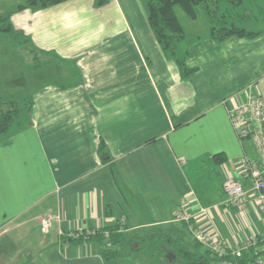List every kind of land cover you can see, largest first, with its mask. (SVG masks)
Here are the masks:
<instances>
[{
  "label": "crops",
  "instance_id": "obj_1",
  "mask_svg": "<svg viewBox=\"0 0 264 264\" xmlns=\"http://www.w3.org/2000/svg\"><path fill=\"white\" fill-rule=\"evenodd\" d=\"M126 1L20 9L28 0H0V15H10L29 39L22 69L32 75L25 83L32 110L0 139V246L30 250L1 264H139L131 253L123 263L122 255L107 260L97 243L74 244L61 231L159 227L193 246L200 241L176 219L180 208L195 215L196 228L232 247L264 235V211L250 182L243 209L225 203L223 187L227 175L241 178L242 156L259 159L255 142L239 138L229 110L251 94L264 96V28L243 27L261 31L255 38L217 40L211 26L204 36L186 33L179 54L187 52L186 66L195 70L184 76L145 8ZM251 12L242 8L236 17ZM32 49L44 51L36 70ZM48 214L60 220L43 233L40 219ZM254 247L264 257V243Z\"/></svg>",
  "mask_w": 264,
  "mask_h": 264
},
{
  "label": "trees",
  "instance_id": "obj_2",
  "mask_svg": "<svg viewBox=\"0 0 264 264\" xmlns=\"http://www.w3.org/2000/svg\"><path fill=\"white\" fill-rule=\"evenodd\" d=\"M67 0H28V2L20 9L27 7H49ZM110 0H95V6L101 7ZM221 0H147L148 22L149 25L162 48L174 58L182 70L184 76L189 75L195 69L186 66V53L179 54V43L186 37V29L176 13V6H180L182 10L192 19L198 18L197 7L205 4L208 11L216 12L220 9ZM233 6L239 7L243 4V0H229ZM226 16L225 14L223 15ZM0 33L9 34L12 40L18 42H29V39L22 29L17 28L11 20L10 15H0ZM261 31H251L235 24L228 25L222 23L220 26L212 25L210 35L217 40H223L232 35L240 37L255 38ZM34 54L33 68L36 70L44 64L41 59L44 51L32 49ZM25 103L21 104L20 100L15 97L6 99L0 98V139L8 135L11 127L21 113L25 115L32 110V100L28 94L23 95ZM20 122L19 124H21ZM252 137H246L248 139ZM253 140V139H252ZM100 149L106 154L105 144L102 142ZM216 160L222 162L225 160L223 155H216ZM222 159V160H221ZM182 221V220H181ZM185 222V221H184ZM189 227L188 223L186 222ZM77 237L66 235L67 240L74 244H80L86 241H92L100 246L102 256L107 259H114L122 255L120 247L128 246L129 253L146 252L156 257L159 264H221V259L213 254L209 248L204 252L202 243L197 242L193 246L186 243L181 236L163 228H154L151 230L129 232L122 229V225L117 223L109 225L101 229L88 231H77ZM258 243H264L260 240ZM257 243V244H258ZM208 253L213 254V258H209ZM255 251L254 246L242 250V255L234 259L239 264H251V262L259 255ZM215 259V260H213Z\"/></svg>",
  "mask_w": 264,
  "mask_h": 264
},
{
  "label": "rangeland",
  "instance_id": "obj_3",
  "mask_svg": "<svg viewBox=\"0 0 264 264\" xmlns=\"http://www.w3.org/2000/svg\"><path fill=\"white\" fill-rule=\"evenodd\" d=\"M134 1L137 7H141V10L145 8V14L148 12L147 10V0H131ZM125 2L129 5V3L125 0ZM124 4L126 9H128V5ZM248 9L252 10L251 14L245 16L236 17V13H240L241 10ZM176 13L182 23L185 26L186 33H188L189 37L194 35H202L207 33V29L213 24L216 26L222 25V23H227L228 25H232V21L236 19V25H241V27H247L248 29L258 30L259 27L264 28V0H243V4L239 7L233 6L229 0H221L220 1V9L216 12H209L208 7L205 4H201L197 7L198 10V18L192 19L189 17L180 6H176ZM226 15L225 17L223 15ZM24 42H16L12 40L9 34L0 33V50L6 52V56H0V66L3 68L0 69V98H18L21 104H24L26 101L23 98L26 93V90H30V88L25 85V83L31 81V72L26 68L22 69L26 65V52L25 50L29 49V46ZM183 49V47H182ZM19 50V51H18ZM20 50L22 52H20ZM10 53V55H8ZM185 53V52H184ZM182 53V56L184 55ZM25 54V55H24ZM43 59V57H41ZM34 64V59L32 61ZM32 64V65H33ZM5 76V77H4ZM14 76L17 77L15 80ZM45 79V77L43 78ZM24 83V85L22 84ZM23 87V88H22ZM18 119L14 122L11 129L17 128L19 125H22L26 121L25 113L20 114ZM22 122L21 124H19ZM177 219V218H176ZM178 220V219H177ZM181 221V220H180ZM41 226V225H40ZM14 235H16L15 231H11L9 233V237L11 242H14ZM175 235H178L175 233ZM180 236V235H178ZM183 237V236H182ZM1 242V241H0ZM188 242H191V237L188 235ZM257 245V244H256ZM37 247V246H36ZM43 247L32 248L33 250H39ZM123 259H120L118 262H125L127 260V256L129 255L128 246H122L119 248ZM27 250H30L29 246H8L2 247L0 246V262L4 257L14 256V254H18L21 252L25 254ZM133 257L138 259L139 264H159L157 262L156 257L152 254H148L146 252H134L131 254ZM40 260L44 258L37 255ZM1 264V263H0ZM104 264H117L112 261H107ZM119 264V263H118ZM124 264V263H123ZM215 264V263H214Z\"/></svg>",
  "mask_w": 264,
  "mask_h": 264
},
{
  "label": "built area",
  "instance_id": "obj_4",
  "mask_svg": "<svg viewBox=\"0 0 264 264\" xmlns=\"http://www.w3.org/2000/svg\"><path fill=\"white\" fill-rule=\"evenodd\" d=\"M230 118L240 139L252 137L255 142L259 159H253L244 155L239 160L240 177L227 175L223 182L226 192L225 203L243 209L247 202L248 191L245 188V182H250L252 190L259 200L261 209L264 211V96L258 93L251 94L248 101L236 103L229 110ZM202 211L206 213V208ZM195 215L185 208H180L176 213V218L188 223L191 232L197 240L207 245L213 254L221 259V264H239L234 259L242 255L243 249L255 246L260 240L264 241V235L254 238L248 243L232 247L221 239L213 238L206 231L196 228L193 225ZM60 216L48 214L40 219V227L43 233H49L55 221H59ZM123 229V225H122ZM63 234L64 232L61 231ZM70 237H77L79 232L71 231L66 233ZM251 264H264V257L257 256Z\"/></svg>",
  "mask_w": 264,
  "mask_h": 264
},
{
  "label": "clouds",
  "instance_id": "obj_5",
  "mask_svg": "<svg viewBox=\"0 0 264 264\" xmlns=\"http://www.w3.org/2000/svg\"><path fill=\"white\" fill-rule=\"evenodd\" d=\"M99 31H100V29L98 28V29L96 30V34H98ZM82 42H83V43H88V38L86 37Z\"/></svg>",
  "mask_w": 264,
  "mask_h": 264
}]
</instances>
